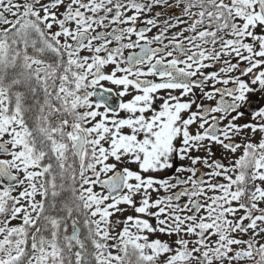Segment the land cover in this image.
<instances>
[{"label":"snow or ice","instance_id":"obj_1","mask_svg":"<svg viewBox=\"0 0 264 264\" xmlns=\"http://www.w3.org/2000/svg\"><path fill=\"white\" fill-rule=\"evenodd\" d=\"M0 264H264V0H0Z\"/></svg>","mask_w":264,"mask_h":264}]
</instances>
